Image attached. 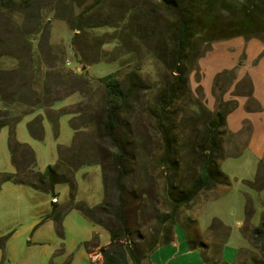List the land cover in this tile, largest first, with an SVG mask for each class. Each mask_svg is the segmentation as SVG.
Listing matches in <instances>:
<instances>
[{"label":"rangeland","instance_id":"rangeland-1","mask_svg":"<svg viewBox=\"0 0 264 264\" xmlns=\"http://www.w3.org/2000/svg\"><path fill=\"white\" fill-rule=\"evenodd\" d=\"M141 1L124 0L122 3L127 7ZM227 1L235 6V11L244 4L251 7L243 0ZM253 1L250 16L264 21V10H260L263 0ZM90 3L92 0H17L5 6L0 3V15H3L0 26L5 23L7 30L6 34L0 33V37L3 36L4 46L8 47V54L0 55V70L14 71L13 90H18L17 78L24 72L36 77L38 90L47 86L63 92L64 85L75 88L79 80L95 85L97 80L116 69L115 65L102 61L92 63L96 55L95 40L111 35V30H87L74 40V34L79 31H72L65 21L58 19L69 10L74 9L77 14ZM156 3L161 0H155ZM217 7L200 6L197 12H208L212 18L219 16L227 21V16L222 18L217 13ZM235 18H240L238 13L235 17L232 15L230 21ZM127 26L126 20L123 27ZM106 49L112 53L113 48ZM3 50L0 48V53ZM145 53L137 52L138 62L146 59ZM191 56L183 76L186 82L182 89L186 90L184 95L178 93L171 99L166 98L167 107L160 112V92L150 85V89L140 95L133 114L123 121L135 153L122 182L124 200L131 209L127 214L129 234L121 238L120 244H131L146 257L157 247L167 246L162 243L168 241L174 231L184 235L185 241L179 239L182 247H168L165 248L170 250L168 256L158 255L161 264H197L188 256L180 259L178 254H184V247L190 249L197 244V239L211 231L227 234L228 229L220 221L227 223L231 241L235 243L240 234L238 222L244 220L241 232L246 227L248 202L253 208L248 228L257 226L264 212V188L256 191L247 184L254 182L258 172H264V25H260L258 33L252 37L200 43ZM149 62L148 78H163L160 67L153 65L155 59ZM49 67L68 77L48 79ZM82 67L85 68L83 71ZM93 93L100 95L101 88L92 87L88 94ZM89 100V96L77 92L55 103L48 111L36 109L25 115L12 132L8 127L1 129L0 172L15 174L9 155L12 137L30 146L40 172L57 163L60 146L71 147L75 143L68 163L82 165L74 171L73 202L88 206L102 204L104 193L98 163L101 160L107 163L108 156L104 157V154L111 151L110 145L98 138L92 126L74 135L68 115L57 116L56 127L47 116L69 106L86 111V107L97 102L92 97L91 102ZM8 109L13 116L25 108L15 104ZM216 112L225 116V125L219 126L210 155L227 182L208 191L193 193L192 180L197 174L198 160L207 158L208 150L204 148L209 145L208 128ZM35 119L41 123V139L33 138L28 130ZM233 122L239 123L237 129ZM166 164L169 169L164 168ZM59 171L64 173V169ZM55 193L56 198L51 199L50 195L36 192L28 185L9 181L1 184L0 264H91V260L94 263L98 258L102 260L97 251L109 244L105 229L93 226L77 210L65 214L60 226L47 219L51 202L60 208L69 203L70 185L56 186ZM179 199L181 203L177 202ZM167 218L172 220L173 227L165 224ZM110 227L113 229L112 225ZM94 234H97L98 248L91 257V249L86 243ZM250 249L254 250L252 246ZM176 256L179 258L176 262L167 263L170 257ZM251 257L259 259L260 256L249 255L248 258Z\"/></svg>","mask_w":264,"mask_h":264},{"label":"trees","instance_id":"trees-1","mask_svg":"<svg viewBox=\"0 0 264 264\" xmlns=\"http://www.w3.org/2000/svg\"><path fill=\"white\" fill-rule=\"evenodd\" d=\"M123 1L92 0V3L78 11L77 14L73 9L58 16V19L65 21L72 31H79V34H74V40L80 34L87 33V30L106 28L112 31L111 35H104V38L95 40L96 55L92 58V63L102 61L115 65L116 69L97 80L95 85L79 80L75 88L72 86L65 88L64 85L63 92L47 86L38 90L36 77L32 74L26 75L22 70L24 74H19L17 78L18 90H13L14 71L0 70V130L8 127L12 132L25 115L33 113L36 109L48 111L55 103L77 92L84 97L89 96V102H91V97L97 100L95 104L86 107V111L69 106L55 115L47 116L52 125L56 127L57 116L68 115L69 125L74 135L92 126L98 138L110 145L111 151L104 154V157L108 156L105 159L107 163H103L102 160L98 163L101 167L104 193L102 204L88 206L85 203L75 204L73 202L74 171L82 165L81 163L77 165L68 163L70 162L69 155L75 150V143L71 147L60 146L57 163L54 166L48 165L43 172H40L36 167L35 155L30 146L17 142L13 137L10 138L9 155L15 174L0 172V186L6 181L28 185L34 191L48 194L51 199H55V187L69 184L71 189L69 203L60 208L55 202H51V212L47 219L53 220L60 226L65 214L70 210H77L93 226L105 229L109 234L107 246L97 247V234H94L92 239L86 243L91 249L90 255L98 248L97 254L102 257L101 264H129V260L133 264H141L145 258L137 249L134 250L131 244H120L121 238L129 234L127 214L131 209L124 200L122 182L127 176L128 164L133 162L135 153L133 144L129 142V130L123 125V121L126 116L133 114L140 95L149 90L150 85L156 87L161 98L160 112H163L168 103L165 101L166 98L178 93L183 95L186 93V90L182 91L186 84L183 77L185 76V65L189 58H192V52L196 51L200 43L207 44L239 36L252 37L258 33L259 26L264 25V21H258L249 14L254 6L253 0H243L251 7L244 4L237 11H235V6L227 0H161L159 4H155V0H142L139 4L135 3L127 7L122 3ZM15 2L17 0H0L4 6ZM200 6L209 9L212 6H219L216 8L217 13L222 18L227 16V21L221 20L219 16L212 18V14L208 12H197ZM260 10H264V0ZM236 13L240 18H235V22L230 21L231 16L235 17ZM1 18L3 15H0V20L3 21ZM126 20L128 26L123 27ZM0 33H7L5 23L1 24ZM2 37H0V48L4 49V52L0 55H6L8 47L4 46L5 42ZM107 47L113 48L112 53L108 52ZM138 51L146 52V59L138 62ZM199 56L200 54L193 59ZM151 59H155L156 62L153 65L157 64L160 67L159 71L164 74L163 78L155 80L148 78L151 71L149 69ZM46 77L50 80H64L68 75L49 67ZM94 86L101 88L100 95L88 94ZM15 104L22 105L25 109L22 113L11 116L8 107ZM220 125H225V116L221 112H216L208 128L210 129L207 140L209 145L204 148L208 150L207 158L198 160L197 174L192 180L193 193L211 190L220 183L226 185L227 178L219 171L218 166L212 163L210 155V151L215 146L214 137ZM28 130L33 138H42L39 119L32 121ZM168 167L167 164L164 165L165 169H169ZM60 169H64V173H61ZM247 184L254 190L261 191L264 188V172H258L254 182ZM177 202L181 203L182 200L179 199ZM245 215L246 227L242 229V233L246 236L250 246L264 256V212L261 214L259 224L251 228H248L253 216L250 202L246 204ZM105 221L109 224L104 223ZM165 224L169 228L174 225L168 218ZM216 224L221 225L219 222ZM166 243L168 241L162 244ZM91 264L96 263L91 261Z\"/></svg>","mask_w":264,"mask_h":264},{"label":"crops","instance_id":"crops-1","mask_svg":"<svg viewBox=\"0 0 264 264\" xmlns=\"http://www.w3.org/2000/svg\"><path fill=\"white\" fill-rule=\"evenodd\" d=\"M225 69H227V67H225ZM240 109L241 108H239L238 111ZM233 125L236 126V129L239 127V123L237 122H233ZM220 222L223 227L228 229L227 234L221 231H211L200 239L196 238L197 244L193 245L190 249L184 247V254H178L180 255L179 258L181 259L184 256H188L192 259V262L197 264H250V262H252L251 264H264V256L260 255L255 249H250L246 238L242 235L241 226L243 225L244 220L238 222L240 231V234H237L236 236L238 243L237 241L232 243L227 223H224L223 221ZM184 237V235L181 236L174 231V234L171 235L168 243H166L167 246L154 249L152 254H148V256L141 261V264H161L158 255L168 256L170 250H165V248L172 247L175 249L178 246L182 247L180 241H185ZM258 254L260 256L258 261L254 260L257 259L254 257H251L250 259L248 258L249 255L257 256ZM177 258L178 256L174 258L170 257L167 263L176 262L179 259ZM261 258H263V260H261ZM101 262L102 260L98 258L96 264H101ZM129 264L132 263L129 262Z\"/></svg>","mask_w":264,"mask_h":264},{"label":"water","instance_id":"water-1","mask_svg":"<svg viewBox=\"0 0 264 264\" xmlns=\"http://www.w3.org/2000/svg\"><path fill=\"white\" fill-rule=\"evenodd\" d=\"M85 68L84 67H82V69H81V71H83Z\"/></svg>","mask_w":264,"mask_h":264}]
</instances>
